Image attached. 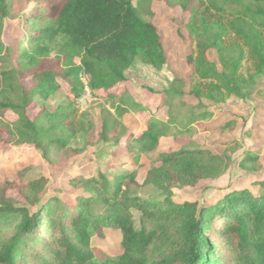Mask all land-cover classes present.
<instances>
[{
	"label": "trees",
	"instance_id": "trees-1",
	"mask_svg": "<svg viewBox=\"0 0 264 264\" xmlns=\"http://www.w3.org/2000/svg\"><path fill=\"white\" fill-rule=\"evenodd\" d=\"M157 1L188 15L186 29L194 43L185 57L191 72L188 90L186 79L174 78L164 96L171 112L173 101L183 108L185 99H195L197 106L188 107L193 118L184 121L186 112L171 113L168 123L150 119L136 134L116 121L95 128L78 115L74 100L83 95L82 77L94 96L103 93L107 101L119 103L120 120L129 109L144 111L125 100L126 92L119 93L127 83L124 73L135 61L155 70L167 65L161 34L137 14L133 0H0V145L31 146L51 166L62 168L80 154L71 142L82 135L84 148L94 146L89 134L97 130V142L123 144L136 165L140 155L157 149L171 125L187 127L208 118L202 100L219 103L225 94L243 98V58L255 75L264 73V0ZM17 2L23 6L22 35L9 47L2 38L3 22ZM210 51L218 55L223 71L210 60ZM63 85L74 100L49 111L44 103ZM31 106L39 108L33 119ZM8 113L15 116L14 123L5 122ZM156 162L141 186L136 167L116 173L112 181L76 177L71 185L82 194L72 200L53 196L35 212L29 208L44 199L45 178L27 183L0 179V219L15 220L0 233V264H210L216 249L211 234L224 242L221 264H264V180L254 181L257 193L233 190L205 207L174 203V189L220 177L228 159L184 148L161 154ZM256 164L249 155L239 166L251 170ZM139 187L152 189L153 195L142 199ZM210 224L216 227L207 233ZM104 228L120 232L121 253L98 259L90 242Z\"/></svg>",
	"mask_w": 264,
	"mask_h": 264
},
{
	"label": "rangeland",
	"instance_id": "rangeland-1",
	"mask_svg": "<svg viewBox=\"0 0 264 264\" xmlns=\"http://www.w3.org/2000/svg\"><path fill=\"white\" fill-rule=\"evenodd\" d=\"M132 5L140 17L151 21L157 27L167 56V65L161 70H155L135 61L124 73L127 83L119 86V93L126 92L125 100L139 105L144 111L138 113L128 108V114L119 120L115 110L119 103L107 101L103 93L94 96L87 88L86 79L83 77L81 78L84 85L83 95L74 100L73 96L68 95L67 87L63 85L58 95L44 103L49 111H53L59 103L67 104L74 100L78 115H85L83 120L91 122L95 128L102 122L107 121L108 124H112L116 121L125 128H133L138 134L146 128L150 119L168 123L171 113L172 116L184 112L188 115L190 110L188 107L197 106V101L191 98L185 99L187 106L183 108L179 102L173 101V112H171L170 100L164 96V91L169 89L174 78L186 79L185 91L188 90L191 72L185 64V57L194 49V43L188 38L186 29L188 15L180 8H170L165 2L157 0H133ZM22 7L17 2L10 17L3 22L2 38L9 47L22 35L20 21ZM41 7H46V4ZM208 56L219 71L224 70L214 51H210ZM239 75L245 79V83L241 86L243 98L225 94L219 103L202 100L201 109L209 115L208 118L196 120L187 127L171 125L169 131L161 138L157 149L140 155L136 165L134 158L127 154L123 144L117 145L114 143L115 140L97 142V130H95L89 134V141L95 143L94 146L84 148L85 137L82 135L71 142V148L77 149L80 154L62 168L51 166L41 157L39 151L31 146L1 144L0 179L27 183L45 178L47 192L44 199L38 206L29 208L31 212H35L53 196H64L72 200L82 194L71 185V180L76 177L99 179L100 176H104L108 181H112L116 173L136 167L137 181L141 186L146 172L157 166L156 161L161 154L185 148L209 150L213 154L224 155L228 159L229 167L214 180L202 181L194 187L174 189L171 196L174 203L196 202L199 206L205 207L217 202L233 190L246 189L257 193L258 187L253 185L254 181L264 180V73L255 75L250 61L245 56L241 62ZM25 84L28 85V82ZM201 109L196 111L200 113ZM38 112L37 106H31L28 115L33 119ZM188 117L193 118L189 113L184 121H188ZM15 119L13 114L8 113L4 120L14 123ZM120 134L121 131H118L117 135ZM249 155L256 157L258 164L251 170L242 169L239 165ZM21 165L26 167L24 171ZM137 193L144 199L151 197L153 190L139 187ZM133 214L138 226L139 214L137 212ZM14 224L15 220L10 218L0 219V233L9 231ZM214 227L216 226L208 225L207 233L212 232ZM210 241L216 247L215 257L210 264L219 262L221 264L219 259L221 256L224 257V242L214 234L210 235ZM120 243L119 231L104 228L91 239L90 247L94 256L100 259L102 256L119 255ZM222 263L228 264L227 261Z\"/></svg>",
	"mask_w": 264,
	"mask_h": 264
},
{
	"label": "crops",
	"instance_id": "crops-1",
	"mask_svg": "<svg viewBox=\"0 0 264 264\" xmlns=\"http://www.w3.org/2000/svg\"><path fill=\"white\" fill-rule=\"evenodd\" d=\"M134 132H136V130Z\"/></svg>",
	"mask_w": 264,
	"mask_h": 264
}]
</instances>
